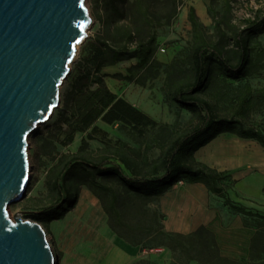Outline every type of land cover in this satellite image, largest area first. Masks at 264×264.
I'll list each match as a JSON object with an SVG mask.
<instances>
[{
  "label": "trees",
  "instance_id": "obj_1",
  "mask_svg": "<svg viewBox=\"0 0 264 264\" xmlns=\"http://www.w3.org/2000/svg\"><path fill=\"white\" fill-rule=\"evenodd\" d=\"M94 3L100 27L76 64V76L56 123L59 131L56 140L68 146L76 134L90 130L87 139H82L81 148H84L88 140L95 139L94 134L106 133L97 126L101 121L109 126H120L145 147L142 152L124 149V144L114 147L105 143L109 153L97 162L78 156L63 160L52 184L54 201L31 211L28 218L40 224L42 221L63 219L75 207L79 188L86 186L101 201L110 228L120 241L141 245L140 251L166 247L173 255L185 260L179 261V264H264V214L230 198L228 190L235 181L229 171L212 169L195 158L201 148L226 133L264 146V129L259 125L247 123L235 115L220 116L209 101L200 97L208 89L215 69L228 77L247 76L254 52L253 42L264 33V11L246 19L243 28L231 29L228 42L225 41L226 34L219 28V41L210 43L195 11L191 10L190 21L194 30V44L189 58L191 79L186 83L173 81L170 93L180 108L192 113L193 122L176 137L159 143L160 156L150 159L145 154L147 132L163 126L115 94L105 78L111 76L145 85L158 73L161 63L157 58V30L173 24L181 0H94ZM160 6L164 7V11L159 10ZM229 41L232 55H226ZM131 60H137V63L127 69L126 76L103 73L106 67ZM246 96L239 106L240 112L245 115L246 107L251 104ZM47 142L51 148L46 144L43 151L52 153L56 145L53 140ZM72 181L77 185L75 193L72 192ZM179 183L202 184L209 193L225 197V205L230 209L256 219L246 259L223 255L217 235L204 225L189 234L159 230L155 237H151L154 233L152 223L157 216L147 220L150 211L146 206ZM135 264L151 263L139 261Z\"/></svg>",
  "mask_w": 264,
  "mask_h": 264
},
{
  "label": "rangeland",
  "instance_id": "obj_2",
  "mask_svg": "<svg viewBox=\"0 0 264 264\" xmlns=\"http://www.w3.org/2000/svg\"><path fill=\"white\" fill-rule=\"evenodd\" d=\"M203 3L206 12L203 19L200 17L198 19L204 29V35L210 43L219 41L221 37L219 28L222 29V33L226 34L225 41H227L231 36V29L243 28L246 19L254 16L258 11H264V0H203ZM87 6L90 9L94 24L89 29L86 40L78 46L77 55L70 65L69 74L60 87L59 106L53 111L51 118L41 124L29 137V187L22 201L9 206L8 212L12 220L16 215H20L23 220L32 221L28 218V213L48 206L54 201L55 192L52 190V184L62 167L63 160L78 156L97 162L102 156L109 153L105 143L114 147H120L124 144L126 145L124 149L132 148L142 150V152L144 150L145 144L138 143L128 134V131L118 125L109 126L102 122H98L99 127L106 133L94 134L95 139L88 140V144L84 148H81L82 139H87L90 130L86 133L76 134L74 141L68 146H63L56 140V136L59 134L56 123L63 108L64 98L76 76V64L83 56L85 47L95 37L100 27L96 21L94 0H87ZM180 7L177 9L173 24L157 30V58L161 63L158 73L153 78H149L145 85L116 78L112 79L111 76L108 79V86L117 92V95L146 112L163 126L160 129H150L147 132L145 143L148 148L145 150V154L150 159H156L160 156L159 143H166L168 139L176 137L193 122L191 121L192 113L180 108L170 93L173 81L186 83L191 79L189 58L194 44V30L189 18L184 24L177 23L178 15L181 12ZM163 8H159V10H163ZM253 47L254 52L251 55L247 76L228 77L220 70L215 69L208 89L202 92L200 97L214 106L216 114L227 117L235 115L247 123L259 125L264 129V33L260 34L253 42ZM226 51V55L233 53L230 41L227 43ZM136 63L137 60L120 62L106 67L107 73L104 72V74L120 73L126 76L128 75L127 69ZM245 94L247 101L251 102L246 107V115L242 114L239 108L241 99ZM60 137L62 138L63 135ZM219 138L238 139L249 151L256 154L260 150L261 153V159L257 160L256 158L254 166L247 165L246 169H242L244 170L242 172L247 171V175H241L239 181L234 180L232 176L235 184L228 190V195L232 197L234 202L241 204L240 201L243 197L236 194L235 188L237 186L249 197L257 198V200L264 199V146L254 140L242 139L229 133L222 134ZM52 140L56 149L52 150V153H44V146L47 144L46 146L50 147L47 141ZM203 151L202 149L198 152L197 161L217 170L218 168L206 164L207 161L204 160L206 157L201 156ZM218 171L226 170L220 168ZM229 172L231 175L233 174L232 171ZM184 184H178L175 189L176 195H173L171 201H168L169 209H176L171 213L168 210V214H165L162 209V198L146 206V209L150 211L147 220L153 215L157 216V220L152 223L154 233L151 237H155V233L159 230L189 234L199 228L198 224L202 221L209 222L210 213H213L215 217L209 225L204 226L215 234L216 232L226 233L231 226L229 222L234 224L238 218H242L244 225L255 230L256 219L230 209L225 205V197L210 194L200 203L188 200L186 191L182 189L185 187ZM71 185L72 192H77L76 182L72 181ZM178 188L180 189L177 190ZM174 198L178 200L175 201ZM250 202L254 201L250 200ZM255 206L257 207L255 208ZM255 206L250 209L264 214V203L257 201ZM162 215H164V219H162ZM165 216L168 219L166 223ZM41 224L53 248L56 264H135L139 261H150L151 264H179V261H185L179 255H173L166 247L147 248L140 251L141 245L136 246L131 241L128 243L120 241L110 228L108 215L104 211L101 201L86 186L79 188L75 207L63 219L51 222L42 221ZM174 227L184 232L170 230ZM226 235L228 234L226 233ZM225 238V243L229 244V236H225ZM189 264L199 263L190 262Z\"/></svg>",
  "mask_w": 264,
  "mask_h": 264
},
{
  "label": "water",
  "instance_id": "obj_3",
  "mask_svg": "<svg viewBox=\"0 0 264 264\" xmlns=\"http://www.w3.org/2000/svg\"><path fill=\"white\" fill-rule=\"evenodd\" d=\"M93 24L87 0H0V264H56L43 226L8 208L27 194L29 137L59 106Z\"/></svg>",
  "mask_w": 264,
  "mask_h": 264
},
{
  "label": "crops",
  "instance_id": "obj_4",
  "mask_svg": "<svg viewBox=\"0 0 264 264\" xmlns=\"http://www.w3.org/2000/svg\"><path fill=\"white\" fill-rule=\"evenodd\" d=\"M180 6H181L180 7L181 12L179 13L178 18H177L178 24H184L187 18L190 19L191 10L195 11L197 17H200L201 19L204 18V13L206 12V9H205L203 0H181ZM104 72L107 73L105 68L103 69V73ZM109 78H110L109 76L105 78L107 85H108ZM112 91L115 94H117V92H115L114 90ZM118 96L122 97L120 95ZM97 126H99V123H97ZM202 149L204 151L201 152L202 154L201 156L206 157L204 159L205 162L206 161L208 162V163L206 162V164L211 165L218 169L221 168L226 171H232L233 179L237 181H239V178L241 177V175L245 176L248 174L247 171L242 172L244 171L242 169L244 168L246 169L247 165L254 166V161L256 160V158L257 160L261 159L260 150H258V153L256 152L255 154L249 151V149H247L246 146L241 141H238V139H227V138L220 139L219 137H217L216 139H214L212 142H210L208 145L204 146L200 150ZM200 150L198 152H200ZM198 152L195 154V158L197 159H198ZM184 185L185 187L182 189L186 191L188 200H193V201L200 203L204 201L205 198H207V196L211 194L209 193L207 188L202 184H184ZM177 187L178 185L173 187L170 191H168L161 197L163 200L162 209L164 210L165 214H168V210H169V213L176 210V209H169L170 207H169L168 201L169 200L171 201L172 196L176 195L175 189ZM179 189L180 188H178L177 190ZM235 190H236V194L243 197V199L240 201L241 204H243L244 206L248 208H253V206L256 205L257 201L260 203H264V199L257 200V198L249 197L245 195L242 192V190H239L237 186ZM230 198L232 199L231 196ZM246 199H249V200H246ZM165 200L167 201V203ZM174 200L177 201L178 199L174 198ZM250 200L254 201L252 202L253 204L250 202ZM256 207L257 206H255V208ZM210 215H211L209 217L211 218L210 221L209 222L202 221L200 224H198V227L201 226V224L206 225V226L209 225V223L215 217L213 213H210ZM166 222H168V219L165 216V223ZM229 223L231 224V226H229L228 230L226 231L228 235H226V233L216 232L221 251L223 255L230 257V258L246 259L249 254L250 240L254 234V230L244 225L242 218H238L234 222V224H232V222H229ZM170 230L183 231L175 227ZM225 236H229L228 238L230 240L229 244L225 243L226 242Z\"/></svg>",
  "mask_w": 264,
  "mask_h": 264
},
{
  "label": "built area",
  "instance_id": "obj_5",
  "mask_svg": "<svg viewBox=\"0 0 264 264\" xmlns=\"http://www.w3.org/2000/svg\"><path fill=\"white\" fill-rule=\"evenodd\" d=\"M162 51L164 52L165 50L163 49Z\"/></svg>",
  "mask_w": 264,
  "mask_h": 264
}]
</instances>
